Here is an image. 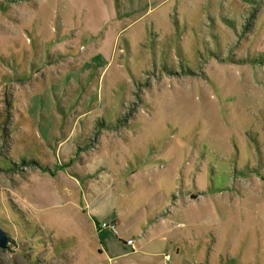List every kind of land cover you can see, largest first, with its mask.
I'll list each match as a JSON object with an SVG mask.
<instances>
[{
    "label": "rangeland",
    "instance_id": "374dc122",
    "mask_svg": "<svg viewBox=\"0 0 264 264\" xmlns=\"http://www.w3.org/2000/svg\"><path fill=\"white\" fill-rule=\"evenodd\" d=\"M49 176L68 204L43 211ZM107 182L130 221L175 222L123 261L264 264V0H0V264H109L88 207ZM142 226L122 238L161 233Z\"/></svg>",
    "mask_w": 264,
    "mask_h": 264
},
{
    "label": "crops",
    "instance_id": "0c3cea01",
    "mask_svg": "<svg viewBox=\"0 0 264 264\" xmlns=\"http://www.w3.org/2000/svg\"><path fill=\"white\" fill-rule=\"evenodd\" d=\"M89 19L90 24H88V28H90V30L88 29L86 31V34L84 33V36L87 35L86 37H88V43L91 46H96V42L99 41L102 37L105 36V38L107 39V35L104 33V31L99 32V26H96V22L95 20H90L93 19V17L90 16H86V20ZM99 30V31H98ZM98 31V32H95ZM119 35V34H118ZM94 36V37H92ZM116 36L111 35L110 36V41L112 42V46L113 49L120 43V38L118 37V39H115ZM109 39V38H108ZM90 41V42H89ZM106 42V41H105ZM102 42V43H105ZM111 46V45H110ZM112 49V48H111ZM115 50V49H114ZM70 55V54H69ZM106 172V171H105ZM134 174H136V172H133L131 174V176L133 177ZM56 174H54L55 176ZM59 175V177H61L62 179H67L66 178V173L63 174V171H61L59 174L56 175V177ZM54 176H49L48 180L45 179H40L42 180L40 182V191L36 192L37 196L40 197V201L37 203L40 210H49V209H57L58 207H64L66 206L65 204L68 203H61L58 201V199H54L53 203L50 204H46L45 202V198H50V196H56L59 195L55 186V182H49V180H54L56 181L59 180L58 177L55 179ZM39 176H37L38 179ZM116 178V177H115ZM67 183H72V185L74 186V188H76V186L78 188H81L82 185H84L86 191H85V195L87 197V195H90V191L92 190V186H94V184H81L80 181L78 182H71V180H67ZM75 183V184H74ZM111 183V182H110ZM109 182L106 183L105 186H103L102 191L99 194V197L96 199H90L88 207L90 208V214H102L103 212H108L110 213V215L104 217L102 220H111V221H115L118 225L119 228V236H117L113 231L111 230H99V223H96V232H98V234L101 237L105 238V241L98 247L99 253L96 254V258H94L96 261V259L103 257L106 253L108 254V258L106 259V261L110 264H137L136 261L134 260H122L125 256L131 255L137 258H140L142 255L143 256V260L144 263H146V257H158L162 254L163 251H165V249H170L172 246V242L171 239L168 238L167 236H163L166 233H169L170 230H172V227L170 228V225H174L173 223H175L174 221L172 222V220H170L169 218H166L165 216H162L161 214H158L157 216L154 217V214H152L155 209H157L155 206L153 207L154 209H151V211L149 212V216L151 218H148L146 215H142V219H137V220H133L130 221L129 215L131 214V208H127L125 210H127V215L128 216L127 219H125V212H117L115 210L116 208V197L119 196V194H122V187H119L118 185H113L112 183L110 184ZM122 183V182H121ZM41 184H45L47 185L46 189H43V186L41 187ZM57 185V184H56ZM119 187V188H118ZM117 188V189H116ZM42 189V190H41ZM62 189L60 188L59 191H61ZM71 193H74L72 191V189L69 191V195H71ZM82 196V193H79ZM42 198V199H41ZM84 198V197H83ZM79 199L80 202H83L84 200ZM192 199V198H191ZM82 200V201H81ZM194 200V199H192ZM165 213V212H164ZM92 219L95 218L94 215H92ZM124 221V223L122 222ZM101 222V221H100ZM138 222H142L143 226H142V230H144V234H150L152 232H158L160 233L158 235L157 238H153V237H144L146 239H143L142 242H136V240L133 241V244H129L128 243V239L127 241L124 240L122 238V230L123 228H132L134 227V224H138ZM169 227V228H168ZM173 231V230H172ZM162 235V236H161ZM156 237V236H154ZM152 238V239H151ZM147 240V241H146ZM140 241V240H139ZM155 244V245H154ZM150 248L152 247L153 249L151 251H145L144 248ZM162 247V248H161ZM171 262V260L169 261ZM168 262V263H169ZM92 264V263H91ZM150 264H157V261L152 260L150 262Z\"/></svg>",
    "mask_w": 264,
    "mask_h": 264
},
{
    "label": "built area",
    "instance_id": "2783aa9c",
    "mask_svg": "<svg viewBox=\"0 0 264 264\" xmlns=\"http://www.w3.org/2000/svg\"><path fill=\"white\" fill-rule=\"evenodd\" d=\"M102 228L104 229H109L111 231H113L117 236H119L120 232H119V228L118 225L115 221H110V222H104L101 225ZM133 239L128 240L129 244H133ZM165 259L166 261H170L171 260V256L170 255H165Z\"/></svg>",
    "mask_w": 264,
    "mask_h": 264
},
{
    "label": "water",
    "instance_id": "95a60500",
    "mask_svg": "<svg viewBox=\"0 0 264 264\" xmlns=\"http://www.w3.org/2000/svg\"><path fill=\"white\" fill-rule=\"evenodd\" d=\"M11 243V239L7 232L0 226V248L8 249Z\"/></svg>",
    "mask_w": 264,
    "mask_h": 264
}]
</instances>
